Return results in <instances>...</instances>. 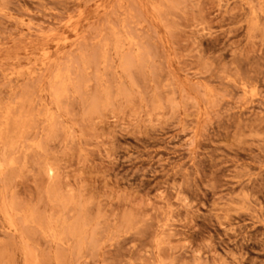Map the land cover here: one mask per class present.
Returning <instances> with one entry per match:
<instances>
[{"label": "rangeland", "instance_id": "rangeland-1", "mask_svg": "<svg viewBox=\"0 0 264 264\" xmlns=\"http://www.w3.org/2000/svg\"><path fill=\"white\" fill-rule=\"evenodd\" d=\"M0 264H264V0H0Z\"/></svg>", "mask_w": 264, "mask_h": 264}]
</instances>
